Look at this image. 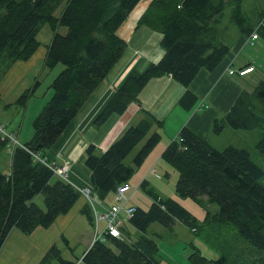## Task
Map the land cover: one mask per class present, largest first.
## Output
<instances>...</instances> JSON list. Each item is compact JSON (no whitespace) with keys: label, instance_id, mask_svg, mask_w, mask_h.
Listing matches in <instances>:
<instances>
[{"label":"trees","instance_id":"1","mask_svg":"<svg viewBox=\"0 0 264 264\" xmlns=\"http://www.w3.org/2000/svg\"><path fill=\"white\" fill-rule=\"evenodd\" d=\"M141 1L0 0V80L16 61L30 59L43 45L38 35L45 24L52 28L54 36L50 44L44 45V66L53 69L58 64L64 65L52 83L53 96L34 119L32 138L19 145L0 133V154L8 146L11 148L10 170L0 169V251L14 228L24 234L40 226L47 228L60 215L68 214L81 199L83 186L68 181V174L59 178L43 150L57 142L125 54L129 43L121 28L141 6ZM227 1L152 0L139 25L162 32L164 54L144 71L133 70L115 89L96 122L103 124L113 114L125 113L132 102L139 101L140 92L152 78L164 75L185 87L180 104L192 110L198 102L190 89L192 81L201 70L218 67L230 52V45L219 42L214 35V24ZM240 3L239 0L238 16ZM241 18L242 34L252 37L254 28L243 25ZM60 27L66 31L61 32ZM258 30L259 36L264 35V17ZM252 64L249 62L247 67ZM39 83L37 80L33 86ZM33 93L34 89H27L15 103L5 105L26 108ZM140 115L105 151L99 152L95 144L86 147L85 164L90 169L94 200L98 197L103 202L114 193L112 204L115 203L118 187L130 182L136 170L133 164L125 163L126 158L148 135L134 158L139 166L161 141L159 131L151 133L158 124L157 118L143 110ZM227 127L259 129L262 136L255 149L264 155V80L251 89H243L229 111L213 121L211 130L221 134ZM161 157L179 173L177 195L196 199L206 210L204 219L199 221L176 198H164L146 186L149 181L144 180L141 185L152 198L149 209L136 206L133 217L119 228L121 237L104 234L84 253L80 264H162L158 243L149 235V227L160 222L171 228L178 221L202 234L216 251V257L210 258L197 249L190 255V264H234V257L248 253L247 246L255 249L254 254L263 255L254 264H264V169L254 161L251 151L235 145L217 148L206 136L183 127ZM128 195L129 204L131 191ZM215 204L218 208L212 210L210 206ZM81 212L94 223L96 210L89 198ZM224 231L244 247L233 245ZM62 236L70 246L67 237ZM59 243L48 249L39 264H47L51 258L77 264L63 258ZM225 243L230 247H225ZM231 249H235L234 253Z\"/></svg>","mask_w":264,"mask_h":264},{"label":"rangeland","instance_id":"2","mask_svg":"<svg viewBox=\"0 0 264 264\" xmlns=\"http://www.w3.org/2000/svg\"><path fill=\"white\" fill-rule=\"evenodd\" d=\"M145 1L146 0H142L139 5H142ZM240 2L241 14L239 16L242 17L241 22L247 27L252 26L254 32L259 33L258 25L264 17V0H240ZM238 5L239 0H228L221 17H219L214 24V35L218 36L217 40L219 42H226L230 46L234 45L239 37L242 39L241 35H243L239 16L237 15ZM61 8L62 6L59 7L56 12L58 15L61 12ZM131 21L130 17L121 29H126ZM137 22L138 20H136L133 25H136ZM59 30L65 32L66 28L60 27ZM53 36L54 31L48 24H45L40 29L38 39L43 45H47L51 43ZM127 37H133L134 40L142 41L147 39L143 46H145L144 49L151 50L149 54H145L144 49H135L130 45L133 48H130L129 50L127 49L125 55H123L116 63L113 69L109 72V75L101 82L96 90L93 91L76 118L73 120L72 124L59 138V142L54 143L52 146L46 147L43 150L49 161H52L53 164L62 166L63 162L67 161L69 163L68 181H73L83 187L89 188L90 190L94 188L91 181L90 169L85 164L87 157L85 149L91 144V141L89 142L85 134L99 130L103 131V133L108 131L105 136L106 141L113 142L116 139V131L112 128H114L117 117L113 114L111 118L107 120V123L105 122L106 124L103 123L98 125L96 124V120L99 114L111 99V95L114 93L115 89L122 85L134 69L144 71L153 61H157L164 54V49L162 47L163 35L159 30L151 31L146 26L137 29L136 26ZM131 41L132 40H129V44H133ZM43 50L44 46L39 47L29 59V62H22V60H19V62L16 63V67L14 63L8 70V73H6L0 80V122L6 126L10 133H14L15 140L17 139L20 144H24V142L28 141L34 135V119L42 112L44 106L53 96L54 89L52 83L64 67L63 64H58L53 69L46 68L44 66V56L41 55ZM242 51V56L247 57L251 62H255L256 65H262V67H264L263 34L261 35V39L256 41L255 44L246 43L242 47ZM151 55H155V60L150 58ZM148 59H150V61ZM141 62L144 63V66L137 68L139 66H137L136 63ZM13 68L14 70L12 71ZM125 69L126 71H124ZM249 78L248 81H250H246V86L254 84L256 86L258 82L264 80V68L252 73ZM37 80H39L40 83L33 86ZM238 81L241 84L243 82L242 79H238ZM27 89H34V93L31 95L26 108L23 106H13L11 110H6L4 105L1 104L3 102L9 104L11 101H16L19 95ZM3 98L4 101H2ZM84 121H86V124L83 129L79 130V127L76 129L77 126ZM212 125L207 128L210 132H206L205 135L214 146L220 149L228 145L246 147L251 151L254 161L264 169V155L255 149V143L262 136V132L259 129L235 130L232 127H227L221 134H216L211 130ZM86 127L88 130L85 133ZM154 130L155 129H153L151 133L154 132ZM180 131H178L175 136H170L168 132L166 133V130H162L164 136H162L161 142L149 152L145 160L139 166L134 163V158L149 138L148 135L126 158L125 163L133 164L136 168L130 180L131 182H134L132 183V200L130 199V205L149 209L152 204L151 197L141 185L144 180L149 181V184L147 183L146 186L149 185L150 187H155L156 191H158L164 198L169 196L167 194H162L158 185H164L165 188L172 187L175 190L179 173L172 165L167 163L161 155L167 145L178 136ZM75 132L76 135H74ZM164 139L167 140V142L163 147L161 143ZM98 145L97 150L101 152L102 146ZM10 152L11 148L8 146L0 154V169L3 172H8L10 170ZM57 174L59 178H62L63 175L60 172H57ZM262 182L264 184V177ZM81 196L87 201V198L83 193ZM174 198H176L190 212L196 215L199 218V221L204 219L206 210L198 201H196V199L194 200L190 197L183 198L179 196ZM114 199V193L108 195L103 202L97 197L96 206L98 211L103 213L104 208L111 206ZM39 203H41V199L39 200ZM83 204V200L80 199L73 207L74 209L70 211L69 216H75V213H79ZM42 205L44 206V203H42ZM210 207L212 210L218 208L216 204ZM86 224H89V222L82 223V220L75 216V219L69 221L61 232L58 231V234L64 233V236L67 237L70 244V246H68L67 243H65L63 236L60 239L59 234V248L62 250L61 254L65 260L80 264V258H82L83 253L89 248L88 244L91 235L93 239L96 233H102L105 227L104 221L100 222L98 229H96L95 225H91L90 232L86 235V228H84ZM14 230L20 234V236H16L12 233L7 236V241L1 250V258L6 264H39L48 250L45 249L44 254L40 255L41 251L37 247L44 249L43 245L47 244L48 240H42V238L54 235L56 227L52 225L47 229L48 231L42 227H38L34 233L28 235H24V233L17 228H14ZM135 231L138 233L136 229ZM227 231L231 230L227 229ZM227 231H224V235L227 236V239L232 242L233 245L237 244L239 248L242 249L241 247H244V245L239 241H236V239L232 237L231 234L227 233ZM149 235L158 243L159 257L162 264H190V255L197 249L205 256L210 258L216 257L215 248L204 239L202 234L195 233L189 226L180 221L174 224L171 228L165 227L160 222H154L149 227ZM133 236V239H135L136 235L134 232ZM33 245L35 246L34 248ZM225 247H230V245L225 243ZM16 248H18V250H16ZM250 248L252 247H246L248 253L241 252L239 257H234L233 263L241 264L253 262L254 264L258 261V258L263 256L261 254H254L255 249ZM31 249L34 250L31 251ZM234 250L235 249H231V253H234ZM47 264L68 263L62 262L56 258H51Z\"/></svg>","mask_w":264,"mask_h":264},{"label":"crops","instance_id":"3","mask_svg":"<svg viewBox=\"0 0 264 264\" xmlns=\"http://www.w3.org/2000/svg\"><path fill=\"white\" fill-rule=\"evenodd\" d=\"M151 1L152 0H146L138 8V10L135 12V14L132 15V17H131L132 21L129 24V26H127L126 29L124 28L125 30L122 29V33H121L122 36L127 39L128 43H129V40H132L131 42H133V44H128V47H129L128 50L130 48H133V47L135 49H140V50H143L145 48V46H143V45L147 39L144 41L134 40L133 37H127V36L130 35V32L136 26H137V29L142 27V26H145V25H139V20L143 16V14L145 13V11L148 8ZM136 20H138L137 24L133 25V23ZM146 27L149 28L151 31L154 30L148 26H146ZM241 36H242V39L239 37V39L236 41V43L234 45L230 46V52L225 57V59L218 65V67H216L214 70H207V69L201 70L199 72V74L195 77V79L192 81V83L190 85V89L197 95V98H198V102L192 108V110L191 109L187 110V109L183 108L180 104V98L185 92V87L182 84L176 82L173 79V77H171L169 75H164L161 77H154L147 83V85L140 92L138 102H132L129 105V107L127 108V111H125V113H123L122 115L114 114L117 117L114 128H112V129H115V131H116L115 138L120 136L122 134V132L128 126H130L131 124H135L138 121V119H140V117H141L140 112L142 110L145 112L152 113L157 118L158 124H156L153 127V129L159 131L162 134V136H164L163 135L164 133L162 132V130H164V131L166 130V133L168 132V134L170 136H175L177 134V132L180 131L183 127H188L189 129H191L194 132H197L199 135H202L203 137L206 136L205 133L208 131L207 128L212 125L213 121L216 118L222 117L223 115H225L229 111V109L231 108L232 104L234 103V101L237 98V96L239 95V93L243 89H251L254 86V85L246 86V81H248V79H250L249 76L252 73L258 71L259 67L264 68V67H262V65H256L255 62H253V64L251 66L255 67V71L250 73V74L241 76L238 73H234V74L229 73V68H234V69L244 68L245 66H247V64L249 62H251L247 59V57H244L241 55L243 52L242 47L246 43L255 44L256 41H259L261 39V35L259 36L258 39H255V40L251 38V35L250 36L241 35ZM149 40H148V43H149ZM130 45H132L133 47H131ZM41 46H44V45H41ZM150 51L151 50H149V49L148 50L144 49V53L147 55L149 54ZM126 52H127V50H126ZM41 55L45 57V48H44L43 52L41 53ZM154 56L155 55H151L150 58H152V60H155ZM148 60L150 61V59H148ZM23 61L29 62V59L28 60H22V62ZM18 62L19 61L15 62V64H14L15 67H16V63H18ZM153 62H155V61H153ZM136 64H137V66H139L137 68H141L142 66H144L143 62L136 63ZM14 68L12 69V71L14 70ZM124 71H126V69ZM246 77H248V78H246ZM238 79H242V81L245 84L243 82L241 84L238 81ZM2 101H4V98ZM15 102L16 101H11L9 103L13 104ZM1 104L4 105L6 110H11L13 108V106L16 107V105H12L10 107L6 106L4 102ZM106 123H104V124H106ZM85 124H86V121H84L82 124L78 125L76 129H78V127H79V130L83 129ZM96 124H98V123H96ZM87 130L88 129L86 127L85 133L87 132ZM107 133H108V131L103 133V131L99 130V131H95V132L86 133L85 136L88 138L89 142L91 141V144H95L96 146L99 144L102 146V151H105L110 146V144L112 143L111 141H106L105 136ZM74 135H76V132ZM161 140H162V138H161ZM28 141H26V142H28ZM26 142H24V143H26ZM58 142H59V139L57 140L56 143H58ZM166 142H167V140L164 139L163 142L161 143V145L164 147ZM166 174H168V173H166ZM163 179H161V180H163ZM130 183H131V185H133L132 183H134V182L130 181ZM158 186H159L160 192L162 194H167L169 197H173V198L178 197L176 190H174V188H172V187L165 188L164 185H158ZM153 189L156 191L155 187H153ZM156 192H158V191H156ZM131 196H132V193H131ZM81 200H83V203H84L82 206V208H83L87 201L82 196H81ZM151 200H152V198H151ZM69 213L60 215L56 219V221L52 224L56 227V232L54 235H52L50 237L46 236L45 238L41 237L42 240L47 239L48 242H47V244L43 245L44 249L37 247L41 251L40 255L44 254L45 249L48 250L55 243H58V241L61 239L62 235H64V233H59L60 234V239H59L58 231L61 232L62 229H64L66 227V225L68 224L69 221H73L75 219V216L80 218L82 220V223L89 222V224H86L84 226V228H86V230H85L86 235L89 234L90 227H92L91 225H93V224H91V222L87 219V217H85V215L82 214L81 209H80L79 213H75V216H72V215L69 216ZM51 226H49V227H51ZM49 227H47V228L42 227V228H44L46 231H48L47 229ZM37 228L32 233H34L37 230ZM10 233H12L16 236H20V234L15 232L14 229ZM24 235H28V234H24ZM91 239H92V235L90 237L88 246H90L92 243L93 239L92 240ZM6 241H7V239H6ZM34 247L35 246L33 245V248ZM16 250H18V248H16ZM33 250L34 249H31V251H33ZM84 253H83V255H84ZM0 264H6V262L1 258V251H0Z\"/></svg>","mask_w":264,"mask_h":264},{"label":"built area","instance_id":"4","mask_svg":"<svg viewBox=\"0 0 264 264\" xmlns=\"http://www.w3.org/2000/svg\"><path fill=\"white\" fill-rule=\"evenodd\" d=\"M252 39H257L259 38V35L257 32H254L252 34ZM255 70L253 66L249 67H244L241 69H234V68H229V73L234 74L238 73L239 75H247L249 73H252ZM0 133L3 134L4 136L8 137L10 141L13 143H17V140L14 138V134L8 133L4 125H0ZM52 167H55L58 172H60L64 177L66 176L68 169L70 167L69 163L66 161L63 163L61 167H58L56 164H52ZM82 193L91 200L92 204L95 206L96 210V222L95 226L96 229L99 228L100 222L104 221L105 222V227L103 229L102 233H96L94 236L91 246L95 241L98 239H103L104 234L110 233L114 236L121 237L120 233V226L123 224L128 219H131L136 211V206L135 205H129V192L132 190V186L129 182H125L121 184L116 193V202L113 203L110 207H105L103 213L98 212L96 209V202L97 199H93L90 190L86 187L80 188ZM82 260V259H81ZM79 260V262H81Z\"/></svg>","mask_w":264,"mask_h":264}]
</instances>
